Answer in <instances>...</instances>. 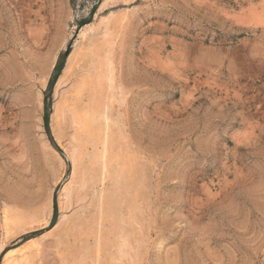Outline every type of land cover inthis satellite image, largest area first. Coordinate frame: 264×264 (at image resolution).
<instances>
[{"label":"rangeland","instance_id":"rangeland-1","mask_svg":"<svg viewBox=\"0 0 264 264\" xmlns=\"http://www.w3.org/2000/svg\"><path fill=\"white\" fill-rule=\"evenodd\" d=\"M104 57L114 123L67 204L68 109ZM126 237L134 264H264V0H0V264H119Z\"/></svg>","mask_w":264,"mask_h":264},{"label":"bare ground","instance_id":"bare-ground-1","mask_svg":"<svg viewBox=\"0 0 264 264\" xmlns=\"http://www.w3.org/2000/svg\"><path fill=\"white\" fill-rule=\"evenodd\" d=\"M109 1V0H107ZM130 1V0H129ZM111 2V0H110ZM109 3V2H108ZM112 4V3H111ZM130 10V9H129ZM110 15V14H109ZM110 18V17H109ZM108 18V20H109ZM111 19V18H110ZM107 21V20H106ZM106 23V22H105ZM109 23V22H107ZM106 23V24H107ZM91 24V23H90ZM116 26V25H115ZM90 27V25H89ZM86 28V27H85ZM91 28V27H90ZM104 28V27H103ZM99 29V28H98ZM108 29V28H107ZM83 30V29H82ZM81 30V31H82ZM109 30V29H108ZM102 31V30H101ZM106 30L104 29V32ZM107 33V31H106ZM104 34V33H103ZM109 36V35H108ZM105 40V38H104ZM109 42V41H108ZM98 46V45H97ZM102 48V47H101ZM104 52V51H103ZM73 53L70 52V54L67 57V60H69ZM66 62V61H65ZM73 62V61H72ZM98 66L94 68L93 73H86L82 76L81 81L77 85V93H81L86 86L90 88V102L91 104L89 106L83 107V104L81 103L82 106L76 111V110H69L68 114V121L71 125H76L75 130H77L75 133H73L69 138V146L65 147L66 148V156L70 159V161L73 164V168L77 167L76 162L81 163L80 171H79V176L77 180V190H75V187L73 184L70 182L66 184L63 188L62 191V197L61 200L64 203L70 204L72 201V195H74L75 192H79L80 189H83L84 185L87 182V176H89L91 173L95 171V166L94 163H84V155H85V148H87V144H94L98 142L99 138L101 135L104 133V127L108 121H111V124L114 123V120L111 119L110 114L108 113V109L105 106L103 102H100L97 97L98 89L100 87V81L105 82L107 84V87L110 88V90H115L118 87L115 85V75H114V68H113V63L108 57H104L102 61L98 62ZM90 64V63H89ZM97 64V63H96ZM91 66V65H90ZM89 66V67H90ZM88 67V68H89ZM91 68V67H90ZM70 71V65L67 64L63 67L62 72L59 74V76L56 78L55 84H64L68 79H67V74ZM72 71V70H71ZM46 78V77H45ZM46 81V80H45ZM44 82V81H43ZM73 84V83H72ZM103 84V83H102ZM105 85V84H104ZM59 87V86H58ZM106 87V86H105ZM101 91V89H100ZM118 92V90H116ZM115 92V93H116ZM120 93V92H118ZM113 96V94H112ZM120 96V94H119ZM101 98V97H99ZM115 98V96L113 97ZM117 99V98H115ZM103 100V99H102ZM115 101V100H114ZM83 102V101H82ZM89 102V101H88ZM66 105V104H65ZM62 106V105H60ZM67 106V105H66ZM57 107V106H55ZM67 108V107H66ZM58 109V108H56ZM55 111V110H54ZM60 111V110H59ZM57 112V111H56ZM54 112V113H56ZM60 113V118H59V126H58V131L54 129V135L56 139L59 137V135L62 134V126L64 118L62 112ZM65 113V112H64ZM66 114V113H65ZM66 121V120H65ZM56 122V121H55ZM53 123V122H52ZM57 123V122H56ZM55 126V124H54ZM57 127V126H56ZM65 127V126H64ZM65 129V128H63ZM73 131V132H74ZM64 133V132H63ZM65 135V134H64ZM104 136V135H103ZM104 140V139H103ZM60 143V142H58ZM102 143V142H101ZM47 144V142H46ZM62 144V143H61ZM109 144V143H108ZM102 145V144H101ZM107 145V144H106ZM105 145V146H106ZM64 146V145H63ZM91 146V145H90ZM93 146V145H92ZM108 146V145H107ZM106 146V148H107ZM104 147V146H103ZM96 149V148H95ZM109 149V148H108ZM107 149V150H108ZM106 150V151H107ZM85 151V152H84ZM91 151V150H90ZM101 151V150H100ZM94 152V151H93ZM92 152V153H93ZM102 152V151H101ZM96 153V152H95ZM100 154V153H98ZM97 154V155H98ZM105 154V153H104ZM107 154V153H106ZM92 155V154H91ZM96 155V154H95ZM94 155V156H95ZM96 155V159L97 156ZM114 156V154H112ZM93 156V155H92ZM106 156V155H105ZM104 156V157H105ZM91 157V156H90ZM108 157V156H107ZM61 158V157H60ZM94 158V157H93ZM102 158V154L100 159ZM114 158V157H113ZM94 159V160H96ZM105 159V158H104ZM108 159V158H107ZM87 160V159H85ZM93 160V159H91ZM112 161V160H111ZM83 162V164H82ZM97 162V161H96ZM107 162V161H106ZM109 162V161H108ZM107 162V163H108ZM110 163V162H109ZM98 164V163H97ZM106 164V163H105ZM109 165V164H108ZM99 167V166H98ZM107 167V166H106ZM78 168V167H77ZM105 168V167H104ZM75 171V169H74ZM72 177V176H71ZM75 179V178H73ZM74 181V180H73ZM75 182V181H74ZM76 185V184H75ZM94 187V186H93ZM84 190V189H83ZM94 194V192H93ZM95 195V194H94ZM75 196V195H74ZM99 199V198H98ZM80 200V199H79ZM78 200V201H79ZM60 201V200H59ZM84 202V201H83ZM78 203V202H77ZM80 203V202H79ZM77 205V204H76ZM51 207V206H50ZM49 208V207H48ZM45 213V212H44ZM49 213V212H48ZM47 213V215H48ZM50 214V213H49ZM43 215V214H42ZM45 215V214H44ZM64 215V214H63ZM48 217V216H47ZM133 249V242L128 238H123L122 241L119 244L118 247V255H119V264H134L135 263V258H136V253L132 251ZM9 250V249H8ZM117 252V251H116ZM6 254V253H5ZM22 254V253H21ZM23 255V254H22ZM21 255V256H22ZM9 256V255H8ZM19 258V257H18ZM8 261V260H6ZM11 261V260H10ZM21 261V260H20ZM23 261V260H22ZM10 263V262H9ZM7 264V263H6ZM13 264V263H12Z\"/></svg>","mask_w":264,"mask_h":264},{"label":"trees","instance_id":"trees-1","mask_svg":"<svg viewBox=\"0 0 264 264\" xmlns=\"http://www.w3.org/2000/svg\"><path fill=\"white\" fill-rule=\"evenodd\" d=\"M86 22H87V20L82 19V20L79 21L78 26H81L82 24H84V23H86ZM69 51H70V49H69V47H68L65 51H63V52H61V53L59 54V56H58V60H57L56 64L54 65L52 75H51V77H50V79H49V82H48V87H49V88L52 86V84L55 82L56 78H57L58 75L60 74V71H61V69H62V67H63V64H64V61H65V58H66L67 54L69 53ZM47 104H48V103H47ZM43 121H44V126H45V129H46V132H47V134L49 135V138L52 139L51 134H50V130H49V126H48V111H47V110H45V112H44ZM53 211H54V212H53L52 220H51V222H50V226L53 225V223H54V219H55V215H56V211H57L56 204H54ZM6 250H7V249L5 248V249L1 252L0 256H1L2 254H4V252H5Z\"/></svg>","mask_w":264,"mask_h":264}]
</instances>
